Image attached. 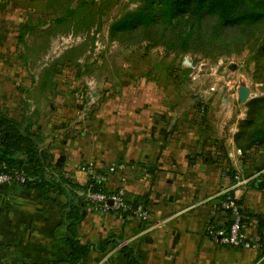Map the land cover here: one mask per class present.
I'll return each mask as SVG.
<instances>
[{
    "label": "crops",
    "instance_id": "1",
    "mask_svg": "<svg viewBox=\"0 0 264 264\" xmlns=\"http://www.w3.org/2000/svg\"><path fill=\"white\" fill-rule=\"evenodd\" d=\"M156 76L142 77L141 84L118 78L108 89L81 92L84 118L54 90L53 79L49 87L35 79L33 92L18 88L10 96L0 76V115L31 120L29 131L46 158L48 176L85 186L81 165L92 161L100 171L123 165L100 188L123 186L126 199L145 203L150 214L143 223L132 215L92 211L83 202L80 220L70 225L64 218L70 198L61 191L47 187L40 195L20 185L0 187V264H71L69 237L91 245L75 264H127L123 247L133 249L142 264H264V142L244 151L234 144L246 103L264 93L244 85L249 94L243 104L225 82L226 89L204 95V111L193 93L172 87L166 94L163 77ZM236 176L251 178L231 191L251 249L222 246L206 234L208 226H228L221 192ZM105 240L110 244L100 253L98 244Z\"/></svg>",
    "mask_w": 264,
    "mask_h": 264
},
{
    "label": "trees",
    "instance_id": "2",
    "mask_svg": "<svg viewBox=\"0 0 264 264\" xmlns=\"http://www.w3.org/2000/svg\"><path fill=\"white\" fill-rule=\"evenodd\" d=\"M69 2V0L55 2L58 9L64 12L52 20V28H59L65 32L72 31L74 34H78L80 30L89 32L90 25L94 23L90 24L88 17L82 16L81 13L86 1L80 2L75 8H72ZM130 2L135 3V6L131 9L121 7L120 15L113 17L110 22L109 43L116 42L125 47L144 43L146 53L161 45L167 55L175 56L173 62L185 55H201L203 58L216 61L219 57H227L234 52L240 53L247 49L251 54V61L254 62L253 81L264 85V0H130ZM100 18L101 13L95 32L103 24ZM56 65L54 62L52 70L46 69L43 72L42 86L51 85L50 75L59 71L55 69ZM153 68L159 71L155 72L157 76L152 70L140 71V77H151L152 74L161 78L169 67L163 69L161 63H155ZM180 72L182 78L178 87L182 88L190 69H180ZM197 105L205 111L206 105L199 103ZM246 108L247 116L238 123V132L234 136L235 146L242 151L264 142V96L250 100L246 103ZM31 126V120L25 115L20 117V121L0 115V165H5V171L11 169L20 171L27 179L23 186L36 190L40 195L46 193L47 187H53L67 195L70 203L64 218L73 225L81 218L80 210L82 203L86 204L84 193L88 183L79 186L63 177L55 180L48 176L46 158L39 152L35 137L29 131ZM93 185L100 188V184ZM79 192L82 193V197L76 195ZM73 198L76 204H73ZM127 202L132 207L140 204L146 207L145 203L139 201ZM236 204L239 205L238 201ZM242 223L243 215L241 225ZM230 224L231 218L228 226ZM227 227L223 230L224 233ZM67 242L70 248L68 260L71 264L86 257L91 247L81 246L71 237ZM109 244L108 240L98 244L100 253H104ZM122 251L127 264H142L130 247H123Z\"/></svg>",
    "mask_w": 264,
    "mask_h": 264
},
{
    "label": "rangeland",
    "instance_id": "3",
    "mask_svg": "<svg viewBox=\"0 0 264 264\" xmlns=\"http://www.w3.org/2000/svg\"><path fill=\"white\" fill-rule=\"evenodd\" d=\"M59 1L0 0V76L4 77L2 89L6 95L8 93L11 96L18 88H21L22 93L25 89L33 92L38 87L33 80L43 78V72L46 69L52 70L54 62L57 64L55 69L59 70L50 75L54 90L66 96L68 105L81 118L87 115L84 112L86 107L80 99L81 92L90 93L100 87L108 89L110 85L115 86L118 78L128 83H140V71L153 70V74L159 72L153 68L155 63H161L163 69L169 67L162 74L166 94L172 87L180 89V69H190L180 91L193 93L198 100L196 105H206L204 95L212 92L210 88L226 89L225 82L230 83V92L234 94L241 85H247L257 94L264 93V85L253 81L254 62L247 49L219 57L216 61L201 55H185L173 62L175 56L167 55L161 45L146 53L144 43L125 47L116 42H108L110 22L113 17L120 15L121 7L131 9L135 6L130 0H92L91 3L85 0L82 16L88 17L90 24H94L90 25L89 32L80 30L78 34L52 28V20L64 12L55 4ZM69 1L71 7L75 8L84 0ZM100 13L103 24L95 32ZM145 81L142 84L144 89L149 86L148 81ZM163 82L161 80L160 83ZM168 99L174 97L169 95ZM177 101V104H182ZM47 105L44 104L46 111Z\"/></svg>",
    "mask_w": 264,
    "mask_h": 264
},
{
    "label": "built area",
    "instance_id": "4",
    "mask_svg": "<svg viewBox=\"0 0 264 264\" xmlns=\"http://www.w3.org/2000/svg\"><path fill=\"white\" fill-rule=\"evenodd\" d=\"M213 90L214 88H210V91ZM75 96L78 97V94L75 93ZM125 168L126 167L123 165L111 163L105 171H100L92 161L81 165L79 170L88 177V187L84 193L86 204L95 212L115 213L119 215L129 213V215L134 216L139 221L146 223L150 219L147 207L140 204L134 206L136 207L134 209V207L127 202L123 186H118L112 191H103L101 188H95L93 185V183H105L108 175L123 172ZM0 169V185L23 186L25 184L27 179L20 171L16 169L5 171V165H0ZM234 179L235 183L221 192L222 201L220 204L221 210L226 212L231 218V224L227 227L226 233H224L223 230H215L212 226H208L206 227V234L212 236L215 241L222 246L234 249H251L254 248L255 245L245 240L241 235L242 214L240 206L236 204V200L231 193L232 189L246 184L251 178L242 179L236 176Z\"/></svg>",
    "mask_w": 264,
    "mask_h": 264
},
{
    "label": "water",
    "instance_id": "5",
    "mask_svg": "<svg viewBox=\"0 0 264 264\" xmlns=\"http://www.w3.org/2000/svg\"><path fill=\"white\" fill-rule=\"evenodd\" d=\"M248 94H249V91H248V89L245 86H242V85L239 86L237 88V91H236V99H237V101L240 102V103H243V104L246 103L247 100H248ZM263 185H264V182H260L259 183V186H263ZM251 186H253V185H251ZM109 204H111V203H109ZM135 208L136 207H134V209Z\"/></svg>",
    "mask_w": 264,
    "mask_h": 264
}]
</instances>
